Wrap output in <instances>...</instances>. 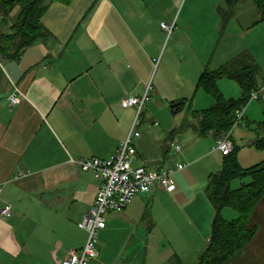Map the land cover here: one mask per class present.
I'll return each mask as SVG.
<instances>
[{
    "label": "crops",
    "instance_id": "crops-1",
    "mask_svg": "<svg viewBox=\"0 0 264 264\" xmlns=\"http://www.w3.org/2000/svg\"><path fill=\"white\" fill-rule=\"evenodd\" d=\"M218 3L210 12L214 21L217 19L215 26L224 31L237 18L238 8L234 6L223 26L222 14L230 12L226 3L222 10L219 6L223 1ZM157 12L148 0L52 2L41 17L44 37L25 47L16 59L0 56V198L12 206L11 217H0V264H60L70 251L81 247L65 246L62 240L47 245V240L46 243L43 240L47 233L40 231L39 214L47 209L57 211L60 206L70 212L81 205L86 207V213L89 211L99 181L82 172L71 159L108 157L115 152L128 134L135 113L133 108L121 105L123 97L141 95L150 86L147 104L152 100L167 104L184 99L191 101L194 110L213 104L210 95L196 89L198 77L204 69L216 70L243 52L242 44L236 39L220 38L214 54L208 58L196 57L186 64L178 60L177 65L171 59L163 64L162 57L157 64L156 54L163 36L160 23L164 18L158 21ZM256 12L258 18L246 29L259 19L257 9ZM0 25L1 32L8 31L9 22ZM259 73L260 85L264 83V69ZM15 90L21 94V101L12 105L8 96ZM259 125V132L251 142L264 135V123ZM176 126H166L168 143L165 151L158 154L144 149L140 133L135 140L133 164L155 169L169 164L174 157L170 155L169 141L174 136L179 139L184 136L170 134ZM163 131L161 127L159 133ZM184 133L192 142L188 150L181 152L186 167L211 155L213 151L206 150L216 140L211 133L204 137L210 142L202 151L198 148L199 137L190 129ZM220 168L217 164L211 173ZM175 190L176 185L170 193L156 188L145 199L137 195L122 212L110 214L100 232L111 234L116 227L141 215L147 202L155 203L163 192L171 195ZM200 204L210 214L198 221L194 236L203 231L206 235L214 217L209 200L203 197ZM157 221L155 217L148 235L158 230ZM204 223L205 230L201 228ZM205 239L204 248L209 237L206 235ZM195 249L193 253L201 251ZM168 254L163 261L171 252ZM177 254L186 255L181 251ZM100 256L98 250V257L91 264ZM117 256L120 259L126 253L117 252ZM199 256H194V264ZM169 259L166 264L173 261V257Z\"/></svg>",
    "mask_w": 264,
    "mask_h": 264
},
{
    "label": "rangeland",
    "instance_id": "rangeland-1",
    "mask_svg": "<svg viewBox=\"0 0 264 264\" xmlns=\"http://www.w3.org/2000/svg\"><path fill=\"white\" fill-rule=\"evenodd\" d=\"M222 1V5L219 6L221 10L226 8L225 1ZM148 2L153 10L157 9L158 21L164 17L162 21L173 26L169 36H166L164 31L161 33L163 36L156 54L157 64L162 57L163 64L171 59L177 65H180L178 60H182L186 64L196 57L199 59L208 58L214 54L221 38V40L236 39L238 43L242 44L240 49L244 48L243 51L249 53L254 63L261 66L259 71L264 69V21L246 29L258 18L251 0H241L237 5H234L238 8L236 10L237 18H234L231 21L232 26H227L224 31H220L215 26L214 22L217 19L214 21V16L210 12L219 4L218 0H148ZM218 15L220 16V14ZM235 19L238 20L237 23H234ZM218 83L225 98L235 100L240 98V90L235 81L222 78ZM149 89L150 86L147 87L148 98L150 97ZM152 101L148 104L146 102L139 117L141 124L137 129L141 133V140L145 142L144 149L150 154H158L165 151L168 143L166 126L171 128L179 125L183 119H188L191 122V118L186 110L173 114L170 102L161 104L155 100ZM206 108L208 107H202L199 110ZM241 108L243 117L235 126H232L229 139L235 146L238 165L242 169H250L264 160V150L256 148L251 142L259 132V123H264V97L258 100L249 98ZM161 127L164 128V131L159 133ZM164 134L165 137H163ZM177 134L184 136L175 141L179 142L183 151L184 149L188 150L192 143L188 138L190 136L183 132ZM226 134L220 137H224ZM195 138L197 137L195 136ZM207 139L209 138H198L200 150H203L204 146L210 142ZM172 140L173 138H171ZM171 141L169 142L171 143ZM211 147L208 146L206 150L210 151ZM165 154L169 159L167 149ZM181 156L182 154L174 156L165 167H173L178 162L185 163L186 160ZM222 160L223 156L218 151H213L202 162L194 163L175 172L171 178L178 191L175 190L171 195L163 192L155 202L156 204L153 201L147 202L148 205L141 215L128 224L116 227L111 231V234L100 232L97 249L100 250L101 256L93 264H166L171 257H176L182 264H194V256L203 253L206 235L210 237L211 234L210 225L208 230L206 229V235L205 231L196 236L192 235L198 221L210 214L208 210H205L206 207L201 208L200 202L203 201V197L208 201L205 195L208 176L214 170V166L222 165ZM210 161L212 163L208 164ZM247 181L248 179L233 180L230 183V188L235 189L242 182ZM145 195L140 194L143 199L146 198ZM56 208L57 211L52 210L51 212L47 209L39 214L40 231L45 230L47 233L46 239L43 240L45 243L47 240V245L50 243L53 245L56 240H62L65 242V246L79 248L86 239V232L78 226L86 214V207L77 205L70 212L65 206ZM221 216L232 221L238 217V214L233 209L225 207L221 211ZM155 217H158L156 224L159 228L156 232L153 231L148 235V228L150 229L155 224ZM204 225L205 223L201 228H204ZM249 227L254 229L252 240L225 264H264V197L251 215ZM50 231H52L51 234ZM197 247L201 251L193 253ZM169 251L171 257L169 256L166 261H163L169 255ZM177 251L185 252L186 255H178ZM117 252L126 253V256L118 259Z\"/></svg>",
    "mask_w": 264,
    "mask_h": 264
},
{
    "label": "trees",
    "instance_id": "trees-1",
    "mask_svg": "<svg viewBox=\"0 0 264 264\" xmlns=\"http://www.w3.org/2000/svg\"><path fill=\"white\" fill-rule=\"evenodd\" d=\"M71 1L0 0V22H9L8 31H0V56L16 59L25 47L44 37L46 31L41 17L48 4H69ZM237 1L239 0H225L230 13L222 14L223 26ZM252 1L259 13V19L254 23L256 25L264 21V0ZM259 74L258 66L247 51L239 53L216 70L204 69L198 77L196 89H202L210 95L213 104L203 110H194L190 100L170 102L173 114L186 110L191 118V122L183 119L170 134L175 135L190 129L199 138L211 133L218 139L230 132L235 121V111L247 103L250 94L259 85ZM222 78L237 83L240 90L239 99H227L223 96L217 84ZM252 144L264 150V135L258 136ZM236 179L248 181L231 189L230 183ZM205 194L214 209V217L207 246L196 264H225L254 236V229L249 227V220L264 197V160L250 169H242L237 163L233 145L231 152L223 155L220 171L208 176ZM225 207L236 211L238 217L232 221L223 218L221 211ZM171 264L182 263L174 257Z\"/></svg>",
    "mask_w": 264,
    "mask_h": 264
},
{
    "label": "built area",
    "instance_id": "built-area-1",
    "mask_svg": "<svg viewBox=\"0 0 264 264\" xmlns=\"http://www.w3.org/2000/svg\"><path fill=\"white\" fill-rule=\"evenodd\" d=\"M161 29L169 36L173 30L172 25L160 23ZM264 97V83L258 85L250 94V100H258ZM10 104H18L21 94L17 90L8 96ZM148 100L147 90L138 96L127 95L122 98L121 105L133 108L135 115L128 134L121 140L113 154L108 157H87L71 159L82 172L90 173L99 181V187L93 204L89 211L79 223V227L86 232L84 244L77 250L70 251L60 264H91L98 257L97 239L101 230L106 227V221L110 214L122 212L132 200L140 194L152 193L159 188L168 193L173 191L174 184L172 175L186 167L185 163H176L173 167L160 169L145 165H134L136 156L135 140L140 136L137 129L141 123L139 119L144 106ZM243 117V110L235 111V126ZM228 132L224 137L215 140L211 147L212 151H218L221 155L231 152L233 144L229 139ZM177 136L173 137L170 145V155H180L182 148ZM2 188L0 187V193ZM12 215L10 203L2 202L0 198V217L9 218Z\"/></svg>",
    "mask_w": 264,
    "mask_h": 264
}]
</instances>
